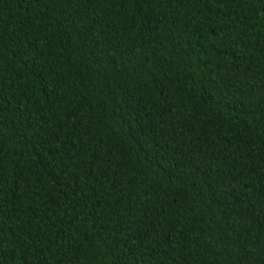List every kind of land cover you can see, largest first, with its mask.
I'll use <instances>...</instances> for the list:
<instances>
[{"label": "trees", "instance_id": "16d2710c", "mask_svg": "<svg viewBox=\"0 0 264 264\" xmlns=\"http://www.w3.org/2000/svg\"><path fill=\"white\" fill-rule=\"evenodd\" d=\"M0 202L4 264H264V0H0Z\"/></svg>", "mask_w": 264, "mask_h": 264}, {"label": "snow or ice", "instance_id": "6c2138e0", "mask_svg": "<svg viewBox=\"0 0 264 264\" xmlns=\"http://www.w3.org/2000/svg\"><path fill=\"white\" fill-rule=\"evenodd\" d=\"M38 3L41 2H46V0H37ZM6 216H15L17 220H19V223L17 224V228L20 229V234L17 235L16 240L14 243H20L21 239L25 236H32V221L35 219V217L32 218H26V219H21L20 215L17 214L16 211H14L11 208H6L2 202H0V224L3 223V220ZM141 217H137L136 223L139 224ZM38 223V222H37ZM39 232L37 231L36 235H38ZM139 235V233H137ZM2 241H3V228L0 227V264H4L6 257L3 255L2 251ZM140 241H137L136 243H139ZM116 243H119V239L116 240ZM111 242L109 243V247H111ZM122 247H127V244L122 245ZM132 247H135V244L132 245ZM131 251V249H129ZM113 255L115 256V250H113ZM120 257H116L113 261L112 264H119ZM57 264H63L62 261H57ZM162 264L164 262L162 261Z\"/></svg>", "mask_w": 264, "mask_h": 264}]
</instances>
